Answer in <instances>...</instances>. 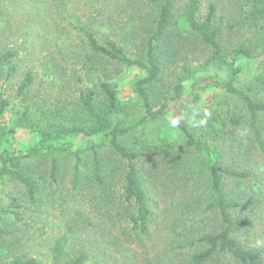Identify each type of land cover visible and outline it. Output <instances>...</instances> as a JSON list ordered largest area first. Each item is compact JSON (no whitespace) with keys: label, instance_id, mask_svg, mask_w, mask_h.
Instances as JSON below:
<instances>
[{"label":"trees","instance_id":"16d2710c","mask_svg":"<svg viewBox=\"0 0 264 264\" xmlns=\"http://www.w3.org/2000/svg\"><path fill=\"white\" fill-rule=\"evenodd\" d=\"M35 1L36 4L34 0H0V38L5 39L0 41V81L4 73L6 78L11 79L19 71L16 62L19 50L15 48L16 45L9 44L8 35L5 37L12 21L20 29L24 25L23 34L13 33L20 35L25 43L44 19V3L42 0ZM140 1L151 12L149 14L153 25L152 32L142 46V52L132 54L126 40L109 36L103 38L99 29L96 30L92 25L80 27L76 46L70 47L68 44L73 58L85 75L101 74L106 77L91 87L81 88L74 103L59 102L42 110L39 106L35 109L28 107L22 113L7 118L10 100L0 95V186L6 181H13L22 189L18 194H8L6 203L0 197V246L7 251L0 253V264H85L90 258L88 250H78V237L75 235L77 228L71 222L72 219L66 220L65 227L60 224V235L53 237L52 243L47 241L45 234L36 235L38 239H42L41 245L43 243L48 247L46 252L39 250L40 244L31 243L35 235H31L34 222L26 220L28 211H37L40 218L48 211L46 201H51V198L45 196L50 194L46 189H62L61 183L67 177L62 160L66 162L70 158L73 162L71 190L78 191L83 196L89 188L101 192L99 195L104 194L105 205L110 204V210L115 211L114 217L109 218L110 221L118 219L122 222L121 232L126 235L124 239L119 236V245L135 244L144 253L145 264H264V246L244 243L235 236L241 231H251L255 219L244 213L236 216L232 214V210L247 205L250 207L249 214L255 215L253 207L263 201L257 197L252 199L251 195L236 188L232 192L233 196L228 198L223 188L228 178L240 183L251 179L252 171L223 165L220 149L215 145L219 136H237L243 126L248 124L249 139L241 144V150L245 156L251 152L252 155L259 152L264 157V135L260 125V116L264 114V96L261 97L264 94V77H257L256 83L252 80L243 86L236 84L241 70L238 66L239 58L264 56V0H241L235 4L236 16H231L227 26L217 20L216 0L215 3L210 2L208 13L202 19L199 18L202 0H189L184 16L188 25L185 32L189 34V38L184 36L185 32L180 28L175 31L172 28L175 18L173 8L177 0ZM61 2L60 7L65 8L67 2ZM97 2L102 5L98 9L100 14L110 7L108 0ZM27 3L31 4L25 11L26 21L19 20L18 23V19L13 17L14 12L17 8L22 9L24 4L28 5ZM69 23L72 24L70 21ZM71 34L67 33L63 41L67 42ZM179 34L187 40L194 38L210 50L208 62L217 64L228 72L225 89L240 102L241 110L212 117L207 124V131L214 136V143L206 139L208 134L204 128H201L198 135L184 122L179 120L177 123L183 148L206 158L212 195L207 208L217 215L220 227L213 232H199L194 238L191 232H186V228L167 230V241L152 255L149 249L153 233L157 230L163 233V230L160 229L155 214L152 194L141 179L137 167L139 154L128 148L124 140L140 127L144 128L166 116L172 99L166 96L162 104L155 107L148 86L158 81L164 73L166 62L175 57L171 56L173 48L168 47ZM234 34L239 36L235 42L232 39ZM163 45L165 49H162ZM58 51L62 52L64 49L59 48ZM110 65L138 66L145 71V76L135 84L145 110L143 116L134 120L125 114L117 89L107 74ZM184 66L188 69L187 62ZM35 83V74L28 70L18 86V95H28ZM23 129L28 130L27 139L17 142L21 140L16 135ZM97 137H101L102 141L96 143ZM77 138L86 139L84 148L74 146L72 139ZM107 148L126 162L118 199L111 190L113 173L107 170L102 159V153ZM88 157L92 159L91 176L87 174ZM38 158H48L50 161L48 178L42 177L41 173L29 174L25 170L31 160ZM39 221L41 220L38 219V223ZM41 222L42 227L36 230L45 233L47 226L52 224L48 220ZM110 225L114 229L116 224Z\"/></svg>","mask_w":264,"mask_h":264},{"label":"rangeland","instance_id":"374dc122","mask_svg":"<svg viewBox=\"0 0 264 264\" xmlns=\"http://www.w3.org/2000/svg\"><path fill=\"white\" fill-rule=\"evenodd\" d=\"M65 1L67 6L61 8V0H42L44 19L38 30L35 29L31 33L27 42L24 43L20 35L13 33L23 34L25 28L22 22L20 29L18 24H13V20L9 31L5 33V37L9 36V44L16 45L15 48L19 50L16 59L19 66L17 75L8 79L4 73L0 81V95L10 100L7 118L22 113L28 107L35 109L39 106L42 110L59 102L74 103L81 88L91 87L98 80L106 78L101 74L85 75L73 58L70 47L78 44L77 32L81 26H94L96 30L99 29L103 38L109 36L117 40H126L132 54L142 52L145 39L153 30L150 11L140 0H108L110 7L102 14L98 11L102 5L97 0ZM216 1L217 20L227 26L231 16H236V5L241 0ZM36 2L34 0L35 4ZM188 2L189 0H177L174 5L175 18L172 26L174 31L180 28L184 33L188 27L184 20ZM210 2L215 3V0H202L200 19L207 15ZM31 3L15 10L13 17L18 19V23L19 20L26 21L25 11ZM69 32L72 34L67 42H64ZM184 36L189 38L186 32ZM237 38L239 36L235 34L232 36L234 42ZM2 40L5 39L0 38V41ZM59 48H63L64 51L59 52ZM169 48H173L171 56L175 57L166 62L164 73L158 81L148 86L155 107H159L166 96L172 99L166 116L144 128L140 127L124 140L128 148L139 154L136 160L137 167L141 179L152 194L155 214L160 229L163 230V233L159 230L153 233L149 249L152 255L167 241L165 233L167 230L186 228V232H191L194 238L199 232H213L220 227L217 215L207 208L212 195L206 158L183 148L177 123L179 120L184 122L189 129L199 135L201 128L205 131L209 129L207 124L212 117L224 116L228 111L241 110L240 102L225 89L228 72L217 64L208 62L210 50L196 42L194 38L187 40L180 34L172 40ZM162 49H165L164 45ZM185 62L188 69L184 66ZM238 66L241 68L236 82L238 86L252 80L256 83L257 77H264V56L260 55L253 59L239 58ZM28 70L35 74L36 83L28 95L20 96L17 89ZM107 74L117 89L118 98L126 110L125 114L134 120L143 116L145 110L135 84L139 78L145 76V71L138 66L110 65ZM263 96L264 94L261 95ZM173 121H176L175 128L172 127ZM260 125L264 135V114L260 116ZM208 131L206 139L214 143V136ZM27 136V129L20 130L16 138L21 141L17 142L25 141ZM216 139L215 145L220 149L221 163L231 168L251 170L253 176L242 183L231 178L226 179L223 188L227 197L233 196L232 192L236 188L251 195L252 199L257 197L263 201L253 207L255 215L249 214L250 207L247 205L232 210L233 216L244 213L255 219L251 231L248 233L241 231L235 236L244 243L264 246V157L259 152H254L253 155L251 152L245 156L241 150V144L249 139L248 124L243 126L237 136L223 134ZM101 141V137L95 138L96 143ZM72 142L78 148L86 146V139L83 138L72 139ZM102 159L107 170L113 173L110 180L111 190L118 199L126 162L108 148L102 153ZM49 162L48 158L33 159L25 166V170L29 174L41 173L42 177L48 178ZM87 162V174L91 176V157L87 158ZM62 165L67 172L65 181L61 183L62 189L57 191L56 188L46 189L50 194L45 196L51 198V201H46L49 205L48 211L44 212L41 218L37 211L26 213V220L34 222L31 235H35L31 243L40 244L39 250L46 252L48 247L43 243L41 245L42 239H38L36 235L45 234L47 241L52 243V238L60 235V224L65 227L66 220L72 219L71 222L77 228L74 231L76 230L75 235L78 237L76 241L78 250H88L90 254L85 264H145L144 253L135 244L119 245V236L124 239L126 235L121 232L122 222L118 219L110 221L109 218L114 217L115 211L110 210V204L105 205L104 194L99 195L101 192L92 188H89L84 196L78 191H72L71 158L66 162L62 160ZM21 190L17 183L6 181L0 186V197L6 203L8 194H18ZM32 209L35 210V207ZM38 219L48 220L52 224L47 226L45 233L36 230L42 227V222L38 223ZM112 223L116 224L114 229H111ZM113 241L116 243L113 244ZM0 253H7L3 246H0Z\"/></svg>","mask_w":264,"mask_h":264},{"label":"clouds","instance_id":"9594fccd","mask_svg":"<svg viewBox=\"0 0 264 264\" xmlns=\"http://www.w3.org/2000/svg\"><path fill=\"white\" fill-rule=\"evenodd\" d=\"M205 112H207V111H205ZM172 127H173V128L176 127V121H173V122H172Z\"/></svg>","mask_w":264,"mask_h":264}]
</instances>
